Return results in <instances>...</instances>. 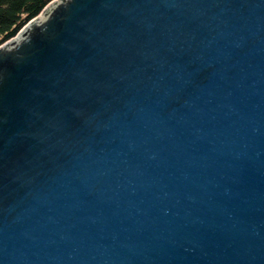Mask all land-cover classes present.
I'll use <instances>...</instances> for the list:
<instances>
[{
  "label": "water",
  "instance_id": "water-1",
  "mask_svg": "<svg viewBox=\"0 0 264 264\" xmlns=\"http://www.w3.org/2000/svg\"><path fill=\"white\" fill-rule=\"evenodd\" d=\"M0 264H264V0H55L1 44Z\"/></svg>",
  "mask_w": 264,
  "mask_h": 264
},
{
  "label": "trees",
  "instance_id": "trees-1",
  "mask_svg": "<svg viewBox=\"0 0 264 264\" xmlns=\"http://www.w3.org/2000/svg\"><path fill=\"white\" fill-rule=\"evenodd\" d=\"M53 1L55 0H0V45L15 37Z\"/></svg>",
  "mask_w": 264,
  "mask_h": 264
}]
</instances>
